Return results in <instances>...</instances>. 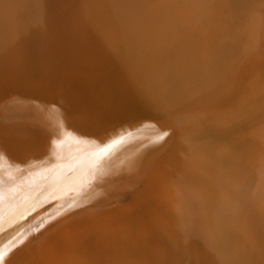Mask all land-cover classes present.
Wrapping results in <instances>:
<instances>
[{"label":"bare ground","instance_id":"1","mask_svg":"<svg viewBox=\"0 0 264 264\" xmlns=\"http://www.w3.org/2000/svg\"><path fill=\"white\" fill-rule=\"evenodd\" d=\"M241 1L217 5L227 8ZM114 4L0 0V82L9 81L12 88L0 98V118H5L0 164L8 166L0 173V264H264V172L254 187L263 189L260 200L253 201L239 235L227 238L222 216L229 200L223 201L216 181L199 174L201 145L196 144L217 127L182 129L171 119L182 109L217 102L224 73H230L232 96L250 94V53L202 58L200 35L181 30L179 8L148 11ZM32 49L40 51L42 67L59 69L57 82L84 87L97 97L106 96L108 84L115 99L142 107V114L88 135L73 126L60 102L38 100L37 107L27 108L22 100L29 95L26 90L48 91L56 84L33 81L35 75L22 80L15 71L33 65L28 61ZM256 90L250 94L249 123L264 118V81ZM233 127L225 130L232 133ZM190 222L200 223L199 244L197 236L187 237Z\"/></svg>","mask_w":264,"mask_h":264},{"label":"rangeland","instance_id":"2","mask_svg":"<svg viewBox=\"0 0 264 264\" xmlns=\"http://www.w3.org/2000/svg\"><path fill=\"white\" fill-rule=\"evenodd\" d=\"M111 1L113 4L114 3L116 4V5L114 4V6H116V7L120 6L121 9L124 8L123 6H126L125 8H130L131 4H132V7L130 9H132L134 7L133 9H135V10L142 9V10L154 11L156 9H160V10L161 9H168V8L173 7V6H175L176 8H179L178 11H180V12L182 11L181 12L182 14L179 13L180 15L178 17V22L180 23L182 21L180 23L181 30L183 32L196 33V35H200V37L198 36L199 40H200L199 42H200V44H202L201 47L204 50V51L203 50L200 51V53H201L200 55L202 58L204 57L206 59L205 56H210V55H214V54L217 56L220 54V55H223L224 58L229 57V59H230L232 57V55L235 54V52H238V54L241 55V53L243 51L247 50L250 53V55L247 58L248 66L246 69L247 70L250 69V71L249 70L248 71H249L250 77L252 76L251 78L249 77L250 78L249 82L251 83V85L249 83L248 86H249L250 90H253L251 92L249 91L250 94L253 93L252 95H255L256 91H257L256 88L258 87L260 82L264 81V61H263L264 60V0H247V1L243 0V1H241L235 5L227 4L228 7L225 4V6L227 8H225V7L219 8V6L217 5V2L218 1L222 2V0H210V2H209V0H188V1L187 0H185V1L184 0H176L177 2H175L174 5H173L174 0H172L173 1L172 3L171 2L169 3L170 0H167V1H165V0H146V1L145 0H143V1L142 0H127V1H125V0H111ZM180 1H182V2H180ZM191 1H194V2H191ZM223 1H226V0H223ZM123 3H124V5H123ZM166 3H167V5H165ZM176 3L179 6L175 5ZM185 3H186V5H185ZM190 3H192V4L188 5ZM207 3H209V4H207ZM138 4H139V6H138ZM208 5H210V6H208ZM151 6H152V8H151ZM185 6H186V8H185ZM192 6H193V8H192ZM155 7H157V8H155ZM158 7H161V8H158ZM187 7H190L191 10L190 9L188 10ZM92 13L94 15H96V13H94V10H92ZM206 13H207V15L208 14L209 15L205 16L204 14H206ZM180 19H181V21H180ZM193 20H195V21H193ZM183 21L184 22L188 21V22L183 23ZM253 22L257 26L256 25L254 26V24H252ZM182 23H183V25H182ZM187 26H188V28H187ZM246 28H247V30H246ZM1 34H2V32H1ZM233 34H234V37H233ZM262 34H263V36H262ZM252 36H254V37H252ZM219 41L221 42V45L223 43L222 47H221V45H219L220 44ZM212 46L215 48H213ZM250 47H251V49H250ZM204 48L206 49V51ZM218 48H221V49H218ZM255 48H257V50H259L261 48V51L260 50H259L260 52H258L257 50L255 51ZM213 49H214V51H213ZM207 51H209V53ZM32 53L34 54V56ZM261 53H263L262 54L263 57H261L262 56ZM253 54L256 56L257 59L255 58V56ZM39 55H40V51L38 49L30 50V53H28V61L30 60L31 63H33V65H31L30 67H27L30 64H28V65L26 64L27 66L21 67V68H19V70L17 69L15 71L18 74H20V76L22 77L21 78L22 80H23V78H24V80H27L26 78L29 76L28 78L30 80L28 79L27 81H31L32 77L35 75V77H33V81L44 82V80H45L46 82H50V83H53L52 81H54V82H56V84H53L52 86H50V89L48 91H46V89L40 90L38 88H35L34 91L31 90V88H30V90H26V92H28L29 95L23 97L24 99H22V100H24L23 103L25 104V106H27V108L28 107L29 108H35L34 106L37 104L36 101L38 102V100H44V101H46V103H52L53 101L60 102L65 109V111H64L65 116L67 115V116H69V118L73 119V121H72L73 126L78 130H82V133L83 132L88 133V135H92V134H96V133H102V132H105L107 130H111V129L119 126L121 120H124L125 118L133 117V115H135V114H136L135 116L142 114V110H143L142 107H136V106L134 107L133 106L135 109L137 108L135 111L134 108L131 107L132 104H130L129 102L122 101V100H119L117 98H116L117 99L116 100L114 98L115 95H113L114 92L111 91L112 87H110V85L108 86V84H107V86H105L103 88L104 89L103 93L104 94L106 93V96L102 94V97H97L96 96L97 94H95L96 92L90 93L89 90L87 92V89H85L84 87L82 88L78 85H68L67 83H64L61 81L57 82V79H59V77H58L59 69L55 68V71L54 70L48 71L47 68L42 67L43 64H41L37 58V56H39ZM258 56L261 59H259ZM210 57H212V56H210ZM241 61H240L241 62L240 68L242 67L241 69L245 70V68H243L244 67L243 66L244 65L243 60H241ZM257 61H258V63H257ZM254 65H256V66H254ZM258 65H259V67H258ZM37 67L40 69H38ZM32 69H34V70H32ZM243 73H244L243 70H241V75ZM30 74H32L31 77H30ZM225 74L226 73L223 74L224 78L222 77V85L220 86V90L218 89V91H217L218 94L216 95L217 98H220V99H217V102L214 103L215 105L213 103H208L209 105L203 104V105H198L195 107H188L186 109H182L183 111L181 110L180 112L172 114L171 119L176 124V126H178L179 128H182V129L194 128V129L207 130V129H212V128L217 127L215 132H213V133L210 132L211 134L208 133V134L204 135L200 140L196 141V144L201 145V150L199 152L200 153L199 157L201 159L199 163H201V164H200L199 168L200 169L202 168V169L201 170L199 169V174L210 177L214 182L216 181V185H217L216 188L218 189V190L217 189L216 190L218 193L221 194L223 201L224 202H227L228 200L231 201V202L228 201L229 203L227 202L228 206L225 203L226 204V206H224L225 211L228 213H225V215L222 216L224 219V223L222 225H225V226L228 225V226H226L227 233H228L227 238L231 239V237H232L233 239H235L239 235V233L243 227V223L245 221L246 216L248 215V213L250 214L253 211V204H254L253 201L255 203H258V200H260V196H262L261 194L263 193V192L261 193V190L263 191V189H260L259 191L256 192L257 189H255V188H257V187H255V186H258L259 179H260L262 173L264 172V171H262V170H264V162H263L264 161V118L261 119L260 121H256L257 123L255 121L249 123V121H248L249 120V118H248V111L249 110L248 109L250 108V105H251V104L249 105V103L252 102L254 100V98L249 93L245 94L244 96H242V94L239 96H236L237 98L232 96L231 87H230L229 80H228L230 78V73H227L228 75L227 74L225 75ZM38 79H40V80H38ZM4 83H7V84H2L0 82V92H1L0 94H2V95H0V98L4 97V94L7 95L10 92V90L12 89V88H10L11 86L9 84L10 83L9 81H6ZM24 84H26V83H24ZM27 87H28V85H27ZM107 90L111 91L112 93L107 91ZM32 91L34 92L33 94H32ZM40 91H41V93H40ZM88 93H90L91 95ZM84 96H85V98H84ZM231 96H232V98H231ZM43 97H45V99H43ZM106 97H108L109 100ZM95 98L98 100V103L96 102V100L94 101ZM246 98H247V100H246ZM88 99H90L89 102H88ZM83 100H84V102L82 103ZM19 101H21V100H19ZM90 101H92V103ZM246 101L247 102L249 101V102L247 103ZM16 102H18V101H16ZM19 103H21V102H19ZM115 104H116V107H115ZM96 105H97V107H96ZM126 105L127 106L130 105V106L127 107ZM81 106H82V108H81ZM36 107H37V105H36ZM124 108L126 110H124ZM89 111H92V114L88 115V113H91ZM131 111H132V114L129 113ZM214 111L216 114L214 113ZM85 113H87V114H85ZM95 113L97 115H95ZM137 113H139V114H137ZM80 114H81V116H80ZM177 115H178V118L176 117ZM124 116H126V117H124ZM251 116H253V115L251 114ZM186 117H188L189 119H187ZM76 118H77V120H76ZM24 119L25 120H33V118H24ZM90 120H91V123H89ZM4 121H5V118H0V123H2ZM90 124H92V125H90ZM232 124H234V127L231 129L232 133H231V131L225 130V128L232 126ZM257 126H258V128L260 127L259 130L249 132L250 129L255 128ZM106 127H107V129H106ZM212 134H214V136ZM260 137H261V139H260ZM210 145H212V147H210ZM49 146L50 145H47L46 147L48 148ZM207 151H208L209 155H208ZM213 152H215L216 154H214ZM45 154L46 153L43 154V157H45L47 155V154L46 155ZM215 156L218 158H216ZM211 159L213 161H210ZM206 160H208V161H206ZM209 163H211V164H209ZM260 163H262V164H260ZM205 164H206V166H205ZM205 167L207 168V170H205L206 169ZM208 167H210V168H208ZM7 168H8L7 165L4 166V165L0 164V173L5 172V170ZM213 168L216 170L214 171ZM212 169H213V173L210 172ZM224 169H226V171ZM248 170L251 172H249ZM208 171L210 174H212V175L214 174L213 178H212V175H209ZM221 177H222V180H221ZM228 178H229V180H228ZM248 178H249V180H248ZM231 183H234V184H231ZM227 189H229V190H227ZM248 189H249V191H248ZM253 191H255L256 193H259L258 194L259 197L255 196L256 193ZM246 192H248V193H246ZM227 193H228V195L225 196V194H227ZM2 196H3V190L0 189V200L2 199ZM125 197H127V196H125ZM225 198H226V201L224 200ZM246 199L247 200L249 199V200L247 201ZM244 200H246L249 205H247V202L246 201L244 202ZM230 204H233V205H231V206H233V208L230 207ZM234 205L237 207L239 206L238 209L235 208ZM250 205H252V207ZM244 206H245V208H246V206L248 207L247 211H245L246 209H244ZM249 207H251V208H249ZM229 208H230V210H229ZM239 208L241 210H239ZM235 209H237L238 211H236ZM234 210H235V212H233ZM241 211L244 213V215ZM231 213H232V215H231ZM238 214H239V216H238ZM242 217L243 218L245 217V218L243 219ZM241 222H243V223H241ZM199 224L200 223L197 224L195 222H190L187 226H188V230L190 228H191V230L186 231L188 238H193V235L197 236L198 244L200 243L199 239L202 238V233L200 231L201 229H200ZM230 231H231V233H230ZM191 233H193V234H191Z\"/></svg>","mask_w":264,"mask_h":264}]
</instances>
